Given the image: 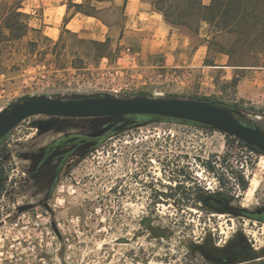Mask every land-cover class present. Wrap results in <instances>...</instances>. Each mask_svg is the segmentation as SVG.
Returning a JSON list of instances; mask_svg holds the SVG:
<instances>
[{
	"label": "rangeland",
	"instance_id": "1",
	"mask_svg": "<svg viewBox=\"0 0 264 264\" xmlns=\"http://www.w3.org/2000/svg\"><path fill=\"white\" fill-rule=\"evenodd\" d=\"M11 1L0 0V33ZM38 14L39 31L0 44V118L39 97L197 99L238 110L264 133V59L210 68L218 45L194 64L209 25L202 37L182 28L189 41L162 47L96 45L66 30L50 38ZM235 139L145 115L22 121L0 141V264H264V221L253 217L264 212V153ZM26 204L35 208L20 213Z\"/></svg>",
	"mask_w": 264,
	"mask_h": 264
},
{
	"label": "crops",
	"instance_id": "2",
	"mask_svg": "<svg viewBox=\"0 0 264 264\" xmlns=\"http://www.w3.org/2000/svg\"><path fill=\"white\" fill-rule=\"evenodd\" d=\"M158 1L160 0H25L23 11L27 14L39 12L38 16L40 15L42 22L40 29L54 39L66 30L89 41L117 38L120 42H128L131 38H144L146 44L161 47L167 46L169 39L180 38L189 41L191 37L188 34L166 20L158 9ZM203 2L209 5L211 0ZM202 30L203 28L201 32ZM207 52V44H200L192 62L199 64ZM219 55L214 62L216 66H209L210 68L230 72L235 70L229 64L227 55Z\"/></svg>",
	"mask_w": 264,
	"mask_h": 264
},
{
	"label": "trees",
	"instance_id": "3",
	"mask_svg": "<svg viewBox=\"0 0 264 264\" xmlns=\"http://www.w3.org/2000/svg\"><path fill=\"white\" fill-rule=\"evenodd\" d=\"M24 1L2 3L4 14L1 18L0 44L10 39H24L30 30L39 31L31 28L32 16L23 11ZM157 6L170 24L181 29L187 28L195 35L200 36L203 24L209 25L213 36L203 38L201 44H207L209 51L220 45L217 53L227 55L233 67H259L248 65L249 61L264 59V0H211L209 5H205L203 0H160ZM86 13L91 14L89 11ZM4 30L10 34L7 35ZM222 38L228 41L225 47L219 43ZM207 65L216 66L213 61ZM236 140L260 153L254 146ZM241 186L247 190L248 183L243 181Z\"/></svg>",
	"mask_w": 264,
	"mask_h": 264
},
{
	"label": "water",
	"instance_id": "4",
	"mask_svg": "<svg viewBox=\"0 0 264 264\" xmlns=\"http://www.w3.org/2000/svg\"><path fill=\"white\" fill-rule=\"evenodd\" d=\"M36 115L71 119L145 115L178 119L215 127L264 153V133L258 126L244 124L239 119L242 113L238 110L204 100L179 98H118L113 96L78 100L32 98L15 104L10 113L0 118V141L22 121ZM53 125L50 124L47 130L52 129ZM32 208L33 205L20 206L18 211L24 213ZM53 227L60 236L55 223Z\"/></svg>",
	"mask_w": 264,
	"mask_h": 264
},
{
	"label": "flooded vegetation",
	"instance_id": "5",
	"mask_svg": "<svg viewBox=\"0 0 264 264\" xmlns=\"http://www.w3.org/2000/svg\"><path fill=\"white\" fill-rule=\"evenodd\" d=\"M4 144H0V173L2 174L3 171H4V161H7V155H4L5 153V150H3V147ZM2 155V156H1ZM2 157V158H1ZM3 168V169H2ZM26 205H32V204H26ZM26 205H22V206H26ZM35 207L33 205V208L31 210H33ZM50 210V209H49ZM253 217L255 219H258L260 221H264V212H260V213H257L256 215H253Z\"/></svg>",
	"mask_w": 264,
	"mask_h": 264
}]
</instances>
